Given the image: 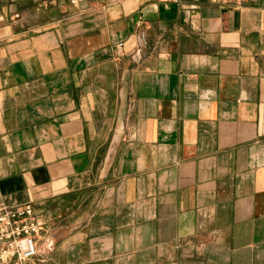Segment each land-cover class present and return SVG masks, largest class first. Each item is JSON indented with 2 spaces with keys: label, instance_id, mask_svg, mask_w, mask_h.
<instances>
[{
  "label": "crops",
  "instance_id": "0c3cea01",
  "mask_svg": "<svg viewBox=\"0 0 264 264\" xmlns=\"http://www.w3.org/2000/svg\"><path fill=\"white\" fill-rule=\"evenodd\" d=\"M83 7L0 0V195L36 264H264V0Z\"/></svg>",
  "mask_w": 264,
  "mask_h": 264
},
{
  "label": "built area",
  "instance_id": "2783aa9c",
  "mask_svg": "<svg viewBox=\"0 0 264 264\" xmlns=\"http://www.w3.org/2000/svg\"><path fill=\"white\" fill-rule=\"evenodd\" d=\"M95 1L69 0V3L87 8ZM43 230L44 223L35 215L32 204L9 206L0 195V264H36Z\"/></svg>",
  "mask_w": 264,
  "mask_h": 264
},
{
  "label": "rangeland",
  "instance_id": "374dc122",
  "mask_svg": "<svg viewBox=\"0 0 264 264\" xmlns=\"http://www.w3.org/2000/svg\"><path fill=\"white\" fill-rule=\"evenodd\" d=\"M43 242V241H42ZM42 248V247H41Z\"/></svg>",
  "mask_w": 264,
  "mask_h": 264
}]
</instances>
